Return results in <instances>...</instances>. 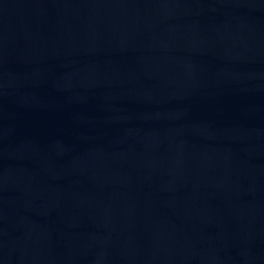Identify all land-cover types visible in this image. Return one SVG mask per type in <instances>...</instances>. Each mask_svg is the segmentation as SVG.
<instances>
[{"label": "water", "instance_id": "water-1", "mask_svg": "<svg viewBox=\"0 0 264 264\" xmlns=\"http://www.w3.org/2000/svg\"><path fill=\"white\" fill-rule=\"evenodd\" d=\"M0 264H264V0H0Z\"/></svg>", "mask_w": 264, "mask_h": 264}]
</instances>
